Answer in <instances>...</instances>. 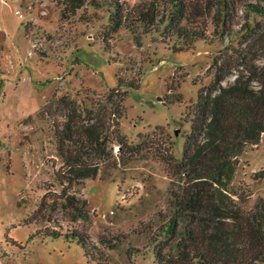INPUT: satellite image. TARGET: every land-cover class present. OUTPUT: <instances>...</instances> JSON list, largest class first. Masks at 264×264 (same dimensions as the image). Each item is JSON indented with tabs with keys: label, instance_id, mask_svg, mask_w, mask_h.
<instances>
[{
	"label": "rangeland",
	"instance_id": "374dc122",
	"mask_svg": "<svg viewBox=\"0 0 264 264\" xmlns=\"http://www.w3.org/2000/svg\"><path fill=\"white\" fill-rule=\"evenodd\" d=\"M60 10L57 0H0V264H156L150 238L166 220L160 211L171 208L173 184L166 163L153 157L117 158L116 165H104L78 186L89 200V233L98 249L86 255L76 240L44 236L45 228L65 232L71 223L56 212L51 214L58 223L32 218L45 191L62 187L53 178V164L60 160L50 120L40 111L65 93L88 102L89 90L107 94L118 74L128 78L142 71L141 87L130 89L125 101L121 130L137 139L163 125L181 158L199 87L212 82L210 67L221 50L239 39L210 35L176 51L174 40L156 31L144 34L138 47L123 27L105 51V8L90 21L79 18L82 9L70 19H62ZM259 169H264V133L241 155L232 180L234 186H251L246 208L264 197V178L253 177ZM131 246L141 251L129 254Z\"/></svg>",
	"mask_w": 264,
	"mask_h": 264
},
{
	"label": "trees",
	"instance_id": "16d2710c",
	"mask_svg": "<svg viewBox=\"0 0 264 264\" xmlns=\"http://www.w3.org/2000/svg\"><path fill=\"white\" fill-rule=\"evenodd\" d=\"M57 2L62 19H70L80 9L79 18L85 21L99 19L100 8L108 11L107 31L102 32L105 51L113 33L123 27L131 31L138 47L143 35L154 31L174 40L176 51L189 49L210 35L239 41L221 50L210 67L212 82L199 87L181 158L163 125L152 133L140 132L137 139L121 130L125 101L130 89L141 87L142 71L128 78L118 74V83L107 94L89 90L88 102L66 93L47 101L40 114L50 120L60 160L59 166L53 164V178L62 187L45 191L32 218L58 223L51 214L56 212L71 226L65 232L45 228L44 236L76 240L86 255L98 249L89 233V200L78 186L96 177L104 165L153 157L166 163L173 184L171 208L167 213L160 211L166 220L150 238L156 264H262L264 197L246 208L244 203L253 190L249 183L234 186L232 180L241 155L249 145H258L264 133V0H142L133 5L125 0ZM231 75L235 79L225 83ZM253 177L264 178V169L255 171ZM139 251L128 248L129 254Z\"/></svg>",
	"mask_w": 264,
	"mask_h": 264
},
{
	"label": "built area",
	"instance_id": "2783aa9c",
	"mask_svg": "<svg viewBox=\"0 0 264 264\" xmlns=\"http://www.w3.org/2000/svg\"><path fill=\"white\" fill-rule=\"evenodd\" d=\"M114 150H119V146H118V144H114Z\"/></svg>",
	"mask_w": 264,
	"mask_h": 264
}]
</instances>
